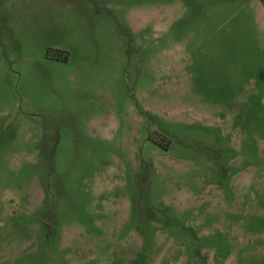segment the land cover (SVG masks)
<instances>
[{
	"label": "rangeland",
	"instance_id": "obj_1",
	"mask_svg": "<svg viewBox=\"0 0 264 264\" xmlns=\"http://www.w3.org/2000/svg\"><path fill=\"white\" fill-rule=\"evenodd\" d=\"M0 264H264L262 0H0Z\"/></svg>",
	"mask_w": 264,
	"mask_h": 264
},
{
	"label": "flooded vegetation",
	"instance_id": "obj_2",
	"mask_svg": "<svg viewBox=\"0 0 264 264\" xmlns=\"http://www.w3.org/2000/svg\"><path fill=\"white\" fill-rule=\"evenodd\" d=\"M263 1V3H264V0H262Z\"/></svg>",
	"mask_w": 264,
	"mask_h": 264
}]
</instances>
